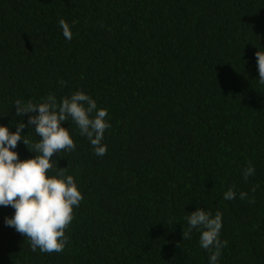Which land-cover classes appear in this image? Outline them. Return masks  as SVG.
Listing matches in <instances>:
<instances>
[{
  "label": "trees",
  "instance_id": "1",
  "mask_svg": "<svg viewBox=\"0 0 264 264\" xmlns=\"http://www.w3.org/2000/svg\"><path fill=\"white\" fill-rule=\"evenodd\" d=\"M258 50L264 0H0V125L27 124L17 100L59 102L76 91L111 124L104 156L75 123L61 125L76 148L51 162L83 196L64 250L33 251L4 222L14 209L0 206V264H209L199 229L182 239L196 208L222 213L217 264H264ZM34 130L21 134L35 143ZM29 150L22 141L13 149L21 160L34 157ZM229 188L236 197L225 200Z\"/></svg>",
  "mask_w": 264,
  "mask_h": 264
},
{
  "label": "clouds",
  "instance_id": "2",
  "mask_svg": "<svg viewBox=\"0 0 264 264\" xmlns=\"http://www.w3.org/2000/svg\"><path fill=\"white\" fill-rule=\"evenodd\" d=\"M59 25L63 36L71 41L70 26L61 19ZM259 73L258 81L264 84V50L255 52ZM63 83V81H61ZM15 115L28 114L27 124L18 121L15 132L0 125V206L12 207L11 218H5V224L25 236L33 251L42 253H60L67 242L65 230L72 223L73 210L79 207L83 196L78 190L72 175H66L65 167L54 166L52 157L60 152L74 151L76 145L63 122L69 120L79 129V135L86 137L93 147L94 154L104 156L107 146L102 143L104 133L111 128L105 119L107 110L97 108V103L89 95L76 91L70 97H63L58 102L49 94L42 103L31 101L14 103ZM35 113V115H33ZM35 125L34 132L38 142H31L21 133L25 127ZM31 152L33 158L21 160L16 151L18 142ZM55 174L50 175V172ZM254 174L249 166L243 170V178ZM240 199H247L248 194L241 192ZM236 192L229 188L224 192L225 200L235 199ZM254 203V200L252 201ZM187 230H183L182 239H191L193 229H199V245L209 252V264H217L222 249L227 241L220 240L222 213L214 215L209 211L196 208L186 217Z\"/></svg>",
  "mask_w": 264,
  "mask_h": 264
}]
</instances>
